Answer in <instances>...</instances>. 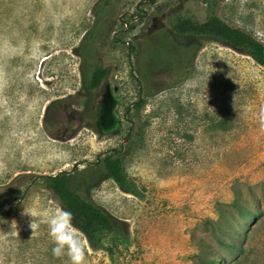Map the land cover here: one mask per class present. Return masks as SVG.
I'll list each match as a JSON object with an SVG mask.
<instances>
[{
    "label": "rangeland",
    "instance_id": "obj_1",
    "mask_svg": "<svg viewBox=\"0 0 264 264\" xmlns=\"http://www.w3.org/2000/svg\"><path fill=\"white\" fill-rule=\"evenodd\" d=\"M209 14L264 43V0H0V264H70L43 185L62 171L129 225L113 254L71 226L82 264H264V67L216 42L186 55L173 22ZM112 152L137 196L101 173Z\"/></svg>",
    "mask_w": 264,
    "mask_h": 264
},
{
    "label": "trees",
    "instance_id": "obj_2",
    "mask_svg": "<svg viewBox=\"0 0 264 264\" xmlns=\"http://www.w3.org/2000/svg\"><path fill=\"white\" fill-rule=\"evenodd\" d=\"M172 30L179 38L185 40L186 55L196 53L204 42H216L250 57L256 64L264 67V43L251 33L228 25L215 14H209L203 22L178 16L172 24ZM108 73V68L96 65L84 77L83 84L87 90L97 89ZM141 103L142 98L139 96L136 105ZM97 163L101 173L111 179L122 192L138 195L134 182L124 170L122 158L112 152L99 157ZM97 176L98 174H92L90 178ZM73 184L72 174L68 171L43 177L44 187L58 198L64 211L71 213V226L82 234L92 248L105 249L107 253L113 254L112 246L106 247L105 240L112 238L119 243H126L130 237L129 225L125 220L85 200ZM238 207L240 209V206ZM6 213L7 211L0 207V216ZM241 215V218H245L252 213L244 210Z\"/></svg>",
    "mask_w": 264,
    "mask_h": 264
},
{
    "label": "clouds",
    "instance_id": "obj_3",
    "mask_svg": "<svg viewBox=\"0 0 264 264\" xmlns=\"http://www.w3.org/2000/svg\"><path fill=\"white\" fill-rule=\"evenodd\" d=\"M49 235L54 242L51 249L52 255L60 257L67 255L70 264H82L83 251L78 241V237L71 228V213L62 211L53 215L49 221ZM33 230V222L30 224Z\"/></svg>",
    "mask_w": 264,
    "mask_h": 264
}]
</instances>
